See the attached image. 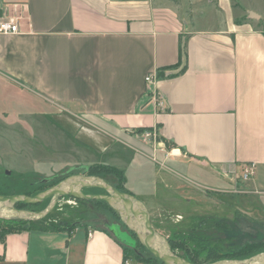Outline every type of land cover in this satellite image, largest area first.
<instances>
[{
	"label": "crops",
	"instance_id": "obj_1",
	"mask_svg": "<svg viewBox=\"0 0 264 264\" xmlns=\"http://www.w3.org/2000/svg\"><path fill=\"white\" fill-rule=\"evenodd\" d=\"M185 2L0 0V19L14 17L20 30L0 33V104L17 111L1 117L11 132L24 118L33 126L49 121L72 135L68 150H87L61 162L49 154L43 162L55 167L43 176L95 163L100 153L97 163L135 173L159 160L164 181L197 163L234 186L253 164L243 189L217 188L253 194L263 216L253 217L264 221V17L251 0ZM249 11L258 20H248ZM179 46L187 54L182 73L184 61L166 68L178 62ZM159 68L163 76L147 83ZM90 218L69 226L31 220L0 239V264H125L128 245Z\"/></svg>",
	"mask_w": 264,
	"mask_h": 264
},
{
	"label": "rangeland",
	"instance_id": "obj_2",
	"mask_svg": "<svg viewBox=\"0 0 264 264\" xmlns=\"http://www.w3.org/2000/svg\"><path fill=\"white\" fill-rule=\"evenodd\" d=\"M179 1L186 8L185 0ZM251 2L264 17V0H251ZM206 18V14H202L201 20L206 22L208 20ZM244 19L248 18L245 17ZM248 20L258 19L249 17ZM258 27L264 28V23ZM16 93L21 98H24L23 100L28 103V107H32L36 111L37 103L35 101L32 100L31 103L25 95L19 92ZM11 105L10 102L3 105L0 104V195L23 194L26 191L33 190L35 187L31 183L40 176L49 175L50 169L55 167L52 166L53 162H55L54 160L51 163L43 162L49 154H52L56 161L61 162L62 160H74L76 158L78 160V157L84 155L87 151L84 147H77V153H79L77 156L76 150H68L70 149L69 140L73 141L72 135L68 131H64L65 129L62 126H53L49 121H41V123L33 126L27 122L28 120L26 121L27 118H24V121H18L20 126H15V130L18 133L11 132V127L8 124L9 121L1 117V113L3 112L9 114L17 113L16 107ZM25 110L26 112L29 111L27 108ZM8 117H10L9 120L11 121L12 117ZM2 128L7 130H2ZM88 153H91V151H88ZM96 155H94L93 159L100 161L102 159L101 154ZM35 156L37 160L33 159ZM96 161L95 163H97ZM151 162L146 166L149 169L148 172L145 170V172L135 173L133 169L129 170L127 167H117L123 170L127 188L147 207L152 227L167 239L172 238L174 242L178 239L184 241L182 246L172 248L174 253L182 258L200 262L205 260L207 250L216 245V238L221 239V243L218 244L220 247L230 250L235 248V245H231L230 241H223L224 235L220 229L210 227L213 220L223 218L233 220L235 218V228L251 231L253 229L251 228V223L248 229L242 224L243 221L240 220V224L237 222L240 219L239 215L238 217L236 216L237 213L255 220H257L255 218L257 216L263 217L259 208V199L253 194H251L252 196L245 197L240 192L217 188L223 184L229 189H232V187H235L237 190L243 189L245 182L242 179H240L238 185L231 186L228 184L229 180L212 175L209 168L201 167L197 163H186V167H189L187 171L185 170L186 172L183 171L180 174L170 173L174 177H166L164 181L162 178L164 171L159 169V160L154 159ZM91 163L93 161L89 160L74 165H66L61 171L72 166H87ZM152 165L156 166L152 167ZM6 171H10V173L6 174ZM40 172H43V174ZM97 176L111 183L119 182V179L110 172L100 173ZM152 179L158 183H150ZM154 186L157 187L154 188ZM85 189L89 192L93 188ZM98 189L94 188L93 190L96 193H104L103 190ZM32 190L31 193H37ZM244 205L251 206V211L254 212L249 211L246 213ZM95 216H104L110 221L120 224L123 228L118 225H111L109 227L111 233L115 234L116 236H114L121 243H134L133 238L125 231L126 227L120 219L118 212L101 200L80 203L74 198L63 197L58 200L54 208L43 218L44 221L57 220L56 223L69 226L71 223L85 220L89 217L93 219ZM251 216L255 217L252 218ZM80 217L82 218L80 219ZM201 220H205L203 224L205 227L202 229L198 227V224H201ZM257 221L264 223V221L259 219ZM97 226L100 227L101 224L98 223ZM262 232L264 234V228ZM261 237L260 235L259 238ZM124 250L125 261H139L141 264H162L143 246L137 248V252L143 254L142 256L139 255V258L127 246L124 247Z\"/></svg>",
	"mask_w": 264,
	"mask_h": 264
},
{
	"label": "water",
	"instance_id": "obj_3",
	"mask_svg": "<svg viewBox=\"0 0 264 264\" xmlns=\"http://www.w3.org/2000/svg\"><path fill=\"white\" fill-rule=\"evenodd\" d=\"M248 16L254 19L259 18L258 14L252 11L248 12ZM82 168H86V166H72L67 171L73 169L81 170ZM9 173L10 171H6V174ZM51 178L44 177L40 181L46 183ZM84 188H99L104 193H85L83 192ZM63 197H71L84 201L101 200L106 202L118 212L120 219L127 229H125L127 234L130 235L129 232H132L135 239L160 263L197 264L174 253L167 238L159 234L152 227L150 213L142 201L130 192L117 189L113 184L100 176L86 174L85 169H82L78 173L66 175L54 185L34 195H0V218L28 221L43 218L54 208L58 200ZM46 199L49 200L47 205L39 211L21 210L15 207L17 203L34 204ZM108 230L110 231V229ZM126 244L140 256L143 255L141 252H137L138 250L134 243ZM203 264H264V252L247 259L222 260Z\"/></svg>",
	"mask_w": 264,
	"mask_h": 264
},
{
	"label": "trees",
	"instance_id": "obj_4",
	"mask_svg": "<svg viewBox=\"0 0 264 264\" xmlns=\"http://www.w3.org/2000/svg\"><path fill=\"white\" fill-rule=\"evenodd\" d=\"M184 61L183 66L178 70L179 72L177 73H182L185 68H186V61H187V54L186 50L184 49L183 46H179V60L176 64L167 66V69H172L176 68L180 65V63ZM165 68H159L157 71L158 77H162L164 74ZM176 74V73H174ZM143 130V128H137L135 131L139 132ZM77 167V166H76ZM86 170V174L88 175H98L100 173H107L110 172L114 174L118 179V183H111L113 184L117 189L121 191H127L129 192L126 187H125V177L123 174V171L121 169H118L114 166L105 164V163H91L86 166V168H82ZM79 169H73L69 170L68 169L55 173L51 176H40L36 180H34L31 185L35 187L32 191L34 192H40L45 190L46 188L54 185L57 183L61 178L65 177L68 174L72 173H78L80 171ZM67 171V172H66ZM58 174V175H57ZM60 174V175H59ZM44 177H49L51 178L48 182H43L40 181L41 178ZM94 189V188H93ZM90 190L89 192L96 193L94 190ZM31 190L28 192H24L23 194L27 195H34L35 193H31ZM101 190V189H98ZM102 191V190H101ZM131 193V192H130ZM48 199L43 200L39 203H34V204H26V203H17L15 205L16 208L18 209H27L30 211H39L45 208V206L48 203ZM77 202L83 203L86 202L84 200H78L76 199ZM93 201V200H89ZM104 202V201H103ZM239 215V220L237 221L240 224V220L243 221V225L245 228L250 227L251 223V228H253L251 231L244 230V229H237L235 228V218L233 220H226V219H215L212 221V225L210 227H213L214 229H220L222 231V234L224 235L223 241H230L231 245H235V248H232L231 250L225 247H220L218 244L221 243V239L216 238L217 240L215 242L216 245L212 246L209 248L206 252V259L203 261H196L192 259H188L193 263L197 264H203V263H212V262H217V261H222V260H238V259H247L249 257H252L254 255H257L259 253L264 252V234L262 232V229L264 228V223L261 221H257L255 219H250L247 218L245 215L243 216L242 214L237 213V217ZM28 220H21V219H2L0 218V239H3L4 236L10 232H17V231H22L26 229L29 226ZM201 224H198V227L201 229L205 226L203 224L205 223V220H201ZM253 224V225H252ZM196 227V226H195ZM258 228V229H257ZM236 229V231H235ZM262 236L259 238V236ZM239 240V241H238ZM235 241V242H234ZM170 242H172L171 248L180 247L183 244V240H177L173 241V239H170ZM177 243V244H176ZM133 251V250H132ZM134 252V251H133ZM136 256L139 258V254L134 252ZM141 258V257H140ZM141 260V259H140Z\"/></svg>",
	"mask_w": 264,
	"mask_h": 264
},
{
	"label": "built area",
	"instance_id": "obj_5",
	"mask_svg": "<svg viewBox=\"0 0 264 264\" xmlns=\"http://www.w3.org/2000/svg\"><path fill=\"white\" fill-rule=\"evenodd\" d=\"M19 31H20L19 24L14 17L11 16L0 19V33L8 34V33H17ZM156 78H158L157 72L153 71L145 76V81L147 83H150ZM157 106L160 108L164 106L161 98L157 100ZM144 134L148 137L150 136L153 137V133L150 131H146ZM253 171H254L253 164L245 165L242 169V174H241L242 179H247L249 176L253 174ZM125 264H128L127 260L125 261Z\"/></svg>",
	"mask_w": 264,
	"mask_h": 264
},
{
	"label": "flooded vegetation",
	"instance_id": "obj_6",
	"mask_svg": "<svg viewBox=\"0 0 264 264\" xmlns=\"http://www.w3.org/2000/svg\"><path fill=\"white\" fill-rule=\"evenodd\" d=\"M104 192V191H103ZM96 221V223H99V224H101L102 226H104V227H107V228H109L111 225H117V223L116 222H114V221H110L107 217H104V216H99V217H95L94 218ZM120 226V225H119ZM126 229V228H125ZM127 230V229H126ZM130 233V235H131V237L133 238V241H134V245H135V247H136V249L140 246V247H142V245L135 239V237H134V235H133V233L132 232H129ZM168 240V242H169V245H171L172 244V242H170V239H167ZM130 244V243H129ZM133 244V243H132ZM128 247V246H127ZM128 248H130V247H128ZM131 249V248H130ZM131 250H133V249H131Z\"/></svg>",
	"mask_w": 264,
	"mask_h": 264
}]
</instances>
